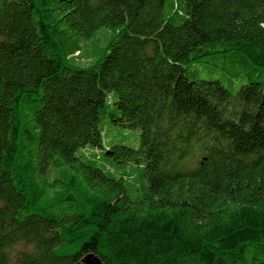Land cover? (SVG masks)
<instances>
[{"label":"trees","instance_id":"trees-1","mask_svg":"<svg viewBox=\"0 0 264 264\" xmlns=\"http://www.w3.org/2000/svg\"><path fill=\"white\" fill-rule=\"evenodd\" d=\"M92 252L264 264V0H0V264Z\"/></svg>","mask_w":264,"mask_h":264},{"label":"rangeland","instance_id":"rangeland-1","mask_svg":"<svg viewBox=\"0 0 264 264\" xmlns=\"http://www.w3.org/2000/svg\"><path fill=\"white\" fill-rule=\"evenodd\" d=\"M190 77L191 79L193 78H197V79H217V78H221V75L217 72V73H214L212 72V70L208 67H206L205 65L204 66H198V67H195L192 71V73H190ZM226 84V83H225ZM119 130H121L120 128H118ZM118 130V132L114 133V130H110L109 128H106V132H107V135L109 137H115V138H111L112 140H114L115 142L117 143H124L125 139H126V142L136 146L140 143L139 141V137H138V140L135 144L129 142L130 140L134 139V134L133 132L129 131V130H126V129H123L122 132H120ZM138 134H139V131H137ZM129 138H131L129 140ZM110 139V140H111ZM119 140H123V141H119ZM197 159V158H196ZM31 247L23 244V243H19L17 244L12 250H11V255L13 256V259L15 260L17 258V256L22 252V251H28L30 250Z\"/></svg>","mask_w":264,"mask_h":264},{"label":"water","instance_id":"water-1","mask_svg":"<svg viewBox=\"0 0 264 264\" xmlns=\"http://www.w3.org/2000/svg\"><path fill=\"white\" fill-rule=\"evenodd\" d=\"M82 264H105L101 258L94 252L87 254L83 260Z\"/></svg>","mask_w":264,"mask_h":264}]
</instances>
